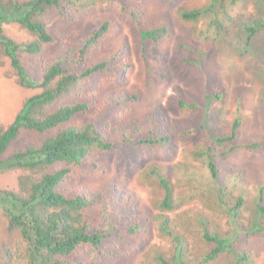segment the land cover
Returning <instances> with one entry per match:
<instances>
[{
  "label": "trees",
  "instance_id": "16d2710c",
  "mask_svg": "<svg viewBox=\"0 0 264 264\" xmlns=\"http://www.w3.org/2000/svg\"><path fill=\"white\" fill-rule=\"evenodd\" d=\"M109 2L111 0H0V64L4 58L8 59L16 71L18 84L40 88L23 100L7 126L0 124V173L19 170L15 189L0 188V213L6 218L7 229L20 233L22 264H81L70 259L80 247L100 249L104 239L137 235V223H130L120 233H115L108 218H105V228L93 225L88 210L94 199L82 191L64 188L63 183L72 165L92 163L97 167L96 158L113 151L117 141L148 149H166L172 142L171 135L162 129L159 122L165 118L160 111H157V117L152 116L146 122L135 124L133 130L122 131L114 137L106 135V126H101L96 120L80 125L71 122L76 115L89 109L86 99L71 101L73 97L90 90L98 79L114 78L129 66L120 57L125 53V42L123 48L108 57L89 60L90 49L109 30L108 20L95 24L78 39L72 62L60 56L44 67L37 77L30 76L24 69L21 61L23 54H39L54 41L50 25L55 19L63 18L71 8L83 9ZM247 2L207 0L193 7H178L177 16L184 22L203 20L205 25L197 33L203 38L215 41L225 37L228 29H232L237 39L250 44L256 34L264 30V16L237 21V15L244 17L240 11ZM257 2L264 9V0ZM117 5L130 18L138 33V56L144 64L147 82H151V75L167 78L151 64L157 58L159 44L168 35L167 25H146L143 23V11L123 2ZM9 23L18 24L30 37L23 41L13 39L4 32V24ZM197 53L199 59L189 63L203 68V53ZM221 97L222 91L205 83L204 103L179 99L178 105L190 108L201 105L205 108L210 99ZM138 99V92L125 91L110 101L106 108L111 113L124 102ZM241 122L239 110L229 129L223 131L204 113L198 124L179 131L180 137L196 136L202 140L193 152L196 158L201 159L200 169L185 167L181 172L182 178L192 186L188 195L175 193L173 182L162 167L152 165L149 168L148 174L153 176L160 191L156 201L160 209H173L184 196L197 197L204 199L209 209L226 217L228 227L223 229L213 218L199 214L194 221L180 224L181 228L185 226L181 230L162 216L158 221L159 231L169 237L171 247L166 252L155 250L147 264H209L216 260H227V264L256 263L243 246L250 237L264 236V181L257 182L250 191L236 185L234 178L237 175L226 172L221 164L222 158L239 148L263 149L261 140L239 139ZM23 130L50 133L38 146L19 147L3 158L2 154ZM189 235L198 240L205 250L190 253Z\"/></svg>",
  "mask_w": 264,
  "mask_h": 264
},
{
  "label": "rangeland",
  "instance_id": "374dc122",
  "mask_svg": "<svg viewBox=\"0 0 264 264\" xmlns=\"http://www.w3.org/2000/svg\"><path fill=\"white\" fill-rule=\"evenodd\" d=\"M205 1L111 0L83 9L71 8L63 18L55 19L50 25L54 41L44 51L21 56L25 71L37 77L44 67L60 56L72 62L78 39L95 24L108 20L109 30L90 49L89 60L108 57L123 48L125 42L127 47L120 57L129 66L114 78L98 79L90 90L73 97L71 101L86 99L89 109L86 113L76 115L71 122L80 125L96 120L101 126H106V135L114 137L122 131L133 130L135 124L146 122L152 116L157 117V111H160L165 117L159 120L161 127L172 137L166 149H148L117 141L113 151L102 153L96 158L97 167L92 163L71 166L63 186L70 191H82L94 199L88 210L93 225L105 228V218H108L115 233H120L130 223L138 224L137 235L104 239L100 249L80 247L70 256L73 262L147 264L155 250L166 252L171 247L169 237L159 231L158 221L162 216L181 230L185 226L181 228L180 224L194 221L199 214L213 218L223 229L228 227L226 217L209 209L204 199L197 197L184 196L173 209H160L156 204L160 191L153 176L148 174L152 165L162 167L172 180L175 193L179 196L188 195L192 186L187 179L182 178L181 172L185 167L200 169L201 159L196 158L193 152L202 144V140L196 136L183 138L178 133L198 124L204 113L215 126L227 131L240 110L242 122L239 139L261 140L263 149L254 151L239 148L222 158L221 164L226 172L237 175L234 178L236 185L250 191L257 182L264 181V30L258 32L250 44L237 39L232 29H228L225 37L215 41L203 38L197 33L204 27V21L184 22L177 16V9L180 6H197ZM118 2L143 11V23L146 25H167L168 35L156 50V60L151 62L155 70L164 73L167 78L151 75V82H147L144 64L138 56V33L130 18L119 10ZM241 8L244 17L237 15L239 22L264 16V9L257 0H248ZM3 28L16 41L30 37L16 23L4 24ZM197 51L203 53V68L189 63L199 59ZM205 83L212 89L222 91V97L210 99L205 108L201 105L192 108L178 105L179 99L204 103ZM39 90L18 84L15 69L4 58L0 64V124L7 126L23 100ZM125 91L138 92L139 99L126 101L113 112H108V103ZM49 133L21 131L2 157L6 158L19 147L38 146ZM18 174L17 169L0 173V188L15 189ZM188 241L190 253L205 250L191 235ZM22 246L19 231L8 230L6 218L0 213V264H22ZM243 247L251 253L255 264H264V236L250 237ZM209 264H227V260H216Z\"/></svg>",
  "mask_w": 264,
  "mask_h": 264
}]
</instances>
